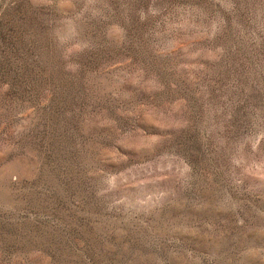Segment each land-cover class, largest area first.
Segmentation results:
<instances>
[{"label": "rangeland", "instance_id": "obj_1", "mask_svg": "<svg viewBox=\"0 0 264 264\" xmlns=\"http://www.w3.org/2000/svg\"><path fill=\"white\" fill-rule=\"evenodd\" d=\"M0 264H264V0H0Z\"/></svg>", "mask_w": 264, "mask_h": 264}]
</instances>
